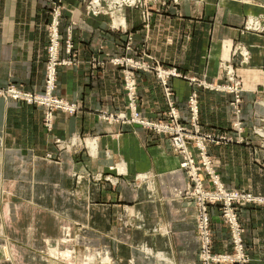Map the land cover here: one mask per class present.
Wrapping results in <instances>:
<instances>
[{
  "label": "crops",
  "instance_id": "0c3cea01",
  "mask_svg": "<svg viewBox=\"0 0 264 264\" xmlns=\"http://www.w3.org/2000/svg\"><path fill=\"white\" fill-rule=\"evenodd\" d=\"M57 3L63 5L61 55L68 57L70 38L75 63L59 68L55 95L79 111H56L48 128L45 108L0 97V264H202L198 208L186 196L191 182L171 139L113 117L131 116L129 73L135 109L148 120L161 121L174 107L188 124L195 95L202 133L232 139L205 142L224 187L264 197V139L255 133L264 129V32L245 26L253 16L264 21V0H158L118 8L105 0L97 16L89 0ZM51 10L48 0H0V88L44 92ZM113 18L125 25H113ZM240 46L249 53L247 64ZM116 58L153 67L155 59L182 77L168 78L165 87L155 71ZM226 66L241 82L239 103L227 87L216 88L234 84ZM241 136L245 144L238 143ZM102 176L117 186L98 182ZM237 212L248 258L241 264H264V204L237 206ZM210 217L213 250L234 254L220 206L210 207ZM4 245L13 249L11 262Z\"/></svg>",
  "mask_w": 264,
  "mask_h": 264
},
{
  "label": "built area",
  "instance_id": "2783aa9c",
  "mask_svg": "<svg viewBox=\"0 0 264 264\" xmlns=\"http://www.w3.org/2000/svg\"><path fill=\"white\" fill-rule=\"evenodd\" d=\"M52 4L51 10V22L49 25V45L47 49V65H46V76H45V90L42 93H34L23 90L22 88L10 84L5 88H0V97L7 100H14L23 102L27 105H35L45 108L46 113V124L48 128L53 127L54 113L58 110L69 114H76L79 111V107L76 104L61 99L55 95L58 82V70L63 66H71L75 63V56L73 55L74 46L71 39H67L65 42V52L68 57L63 58L61 55L62 48V37L60 34V23L62 18V6L57 3L59 0H49ZM112 1V0H111ZM158 0H130L122 1V6L129 3V6L136 7L139 5L149 6L151 3H155ZM178 3V0H173ZM102 0H99L97 4L95 0L89 3L92 9L89 7L88 10L92 11L93 15H98V11L101 10ZM127 2V3H126ZM98 9V11H97ZM145 22H148L151 18V10L143 13ZM254 18L255 28L253 24H250V19ZM246 24L247 31H260L264 32L263 24L259 23V18L251 17ZM259 32V33H260ZM242 56V63L247 64L249 61V53L245 48H239ZM117 64H130L133 69L145 70L149 69L155 71L158 77L161 79L163 85L167 87V80L170 77H182L181 74L177 73L176 70L162 69L158 66V62L154 59L155 66H149L141 61L135 59L114 60ZM227 75L231 82L234 84L229 87V90L234 93L237 97L236 103L240 102L239 92L241 91V82L237 80L233 67L226 66L225 68ZM125 88L129 95L130 107L133 109L131 116L128 117L125 114L117 115L113 119H117L121 122L128 124H138L142 127L152 130L157 133L168 134L172 137L171 143L176 151L183 156L182 169H184L194 184V190L187 191V196L194 198L198 208V233L200 238L201 250L200 257L202 264H223L240 262L246 263L248 258L245 256L243 247V229L239 224V218L237 216V206H246L249 204H264L263 197H257L253 194L239 190H228L224 187L219 175L216 173L212 160L207 154L205 142L212 141L214 143H220L224 140H230L222 136H216L213 134H203L199 126L198 116V102L196 96H191L190 99V110L192 114L190 126H184L180 123V115L177 110L173 107L168 113V121L165 123L154 122L143 118L135 109L136 97L134 91V81L131 77V73L125 79ZM168 90V89H167ZM169 93V90H168ZM170 94V93H169ZM236 129L240 134H243L242 122L235 124ZM260 138L264 139V129H258L255 132ZM246 140L243 136L238 139V143L245 144ZM193 145H196V149L199 152L201 161L198 163L188 150ZM203 172H206L209 180L208 183L210 188H207L204 184L206 182L203 178ZM207 183V182H206ZM209 204H220L222 208V214L226 217L225 220L229 222L230 228L232 229V238L237 252L240 253L241 258H233L230 256L218 255L213 252V237L211 230V217L208 212ZM236 208V209H235ZM225 210V211H224ZM224 211V212H223ZM238 253V254H239ZM239 256V255H238Z\"/></svg>",
  "mask_w": 264,
  "mask_h": 264
},
{
  "label": "rangeland",
  "instance_id": "374dc122",
  "mask_svg": "<svg viewBox=\"0 0 264 264\" xmlns=\"http://www.w3.org/2000/svg\"><path fill=\"white\" fill-rule=\"evenodd\" d=\"M49 1V0H48ZM94 0H89V3H92ZM103 2H105V0H102ZM111 1V0H110ZM122 1H125V0H122ZM50 2V1H49ZM143 2H144V0H143ZM127 3V2H126ZM50 4H51V2H50ZM155 4V3H154ZM52 5V4H51ZM124 6H126V7H131V6H129V3H127L126 5H124ZM62 7H63V5H62ZM91 8L92 9V6H90V4L88 5V7L87 8ZM102 7H103V5H102ZM102 7H101V10H99L98 11V9H97V11H98V13L99 14H102L104 11L102 10ZM115 8H118V6H115ZM61 11H62V9H61ZM90 12H92L91 10H89ZM98 14V15H99ZM95 16H97V15H95ZM248 22V21H247ZM246 22V23H247ZM259 23L260 24H263V26L262 27H264V21L263 20H261V18H259ZM246 26V25H245ZM250 32H254V33H259L260 31H250ZM260 33H262V32H260ZM241 48H244L243 46H240ZM117 59V58H116ZM116 59H113V60H116ZM241 63H242V61H241ZM243 64V63H242ZM237 77V76H236ZM228 88L229 89V87H231V86H217L216 88L217 89H223V88ZM240 88H242V87H240ZM189 107H190V101H189ZM191 111V110H190ZM144 118V117H143ZM146 119V118H145ZM191 119H192V114H191ZM191 119H190V122L188 123V124H186V123H184V121L182 120V118L180 117V123L182 124V125H184V126H190V124H191ZM168 121V116H166V118L165 119H163V120H161V121H157V122H161V123H165V122H167ZM239 121L240 120H238V121H236V123H239ZM241 122V121H240ZM235 123V124H236ZM141 126V125H140ZM146 129V128H145ZM157 133V132H156ZM157 134H159V135H166V136H168L170 139H172V137L170 136V135H168V134H164V133H157ZM210 134H212V133H210ZM207 135H209V134H207ZM214 135V134H213ZM222 137H225V138H227V139H231V138H229V137H227V136H222ZM232 140V139H231ZM208 142H210V143H212V144H215L214 142H212V141H208ZM223 142H230V140H224ZM173 150H174V152L176 153V155L181 159L180 160V168L182 167V164H183V160H184V158H183V156H181V154H179V152L178 151H176L175 150V148L173 147ZM191 154H193L194 155V158L196 159V161L199 163L200 161H201V157H200V155H199V152H198V150L196 149V145H193L192 144V146L189 148V150H188ZM207 151V150H206ZM209 156V155H208ZM210 157V156H209ZM182 169V168H181ZM182 170H184V169H182ZM112 171H114V172H116V173H118V174H121V172H120V170L117 168V167H115V168H112ZM185 171V170H184ZM186 172V171H185ZM187 173V172H186ZM187 175H188V173H187ZM189 177V176H188ZM190 179V178H189ZM98 182H100V183H108V184H110L112 187H115V186H117V180H115V179H113V178H110L109 176H107V177H104V176H102V177H98ZM190 182H191V191L192 190H194V184H195V182H193V180L191 179L190 180ZM204 184H205V186L207 187V188H210L208 185H206V182H204ZM102 185H105V184H102ZM187 194V193H186ZM187 196V195H186ZM191 199H193V200H195L194 198H192V197H190ZM264 198V197H263ZM212 206H220V204H209L207 207H208V212H209V215H210V207H212ZM239 206V205H238ZM220 209H221V212H222V208H221V206H220ZM236 209V208H235ZM225 211V210H224ZM223 211V212H224ZM225 215L224 214H222V218H223V220L225 221V223L227 224V226H228V229H229V233L231 234V236H232V229L230 228V224H229V222H228V220H227V222H226V220H225V218L226 217H224ZM237 216H238V212H237ZM197 217H198V213H197ZM239 218V217H238ZM239 224H240V222H239ZM197 226H198V220H197ZM241 226V225H240ZM78 228L80 229H78V232H80L81 233V229H82V226H78ZM211 230H212V237H213V229H212V223H211ZM197 231H198V229H197ZM198 238H199V233H198ZM199 240H200V238H199ZM200 242V241H199ZM232 244H233V248H234V254H230V253H216L214 250H213V252L215 253V254H218V255H223V256H230V257H233V258H237L238 257V255H239V257H240V253L239 252H237V250H236V247H235V245H234V242H233V238H232ZM212 248H214V246L212 245ZM77 249L80 251H82V252H85L86 251V247L85 246H83V245H79V246H77ZM12 247H10L9 245H4V246H2V252H3V254H4V256H5V259H7V261H10L11 262V260H10V258H11V254H12ZM200 250H201V244H200ZM239 253V254H238ZM8 256H10V257H8ZM200 260H201V257H200ZM54 262V261H53ZM53 262H51L50 264H73V263H67V262H56V263H53ZM242 263V261H238V262H233V263H230V264H241ZM223 264H226V263H223Z\"/></svg>",
  "mask_w": 264,
  "mask_h": 264
},
{
  "label": "bare ground",
  "instance_id": "6f19581e",
  "mask_svg": "<svg viewBox=\"0 0 264 264\" xmlns=\"http://www.w3.org/2000/svg\"><path fill=\"white\" fill-rule=\"evenodd\" d=\"M134 1H135V0H130V2H134ZM97 2H99V0H95V3H96V4H97ZM116 4L122 6V0H112L111 7H112V8L115 7ZM108 13H110V15L113 16V12H112V11H108ZM253 17H254V16H253ZM112 20H113V22H112L113 25H115V26H117V27H119V26H124V25H125L124 20L122 21V20H120V19H118V18H113ZM250 24H253V28H255V27H254V26H255V20H254V18H251V19H250ZM203 173L206 174V172H203ZM206 176H207V174H206ZM207 177H208V176H207ZM208 180H209V178H208ZM237 258H241V256H240V257L238 256Z\"/></svg>",
  "mask_w": 264,
  "mask_h": 264
}]
</instances>
